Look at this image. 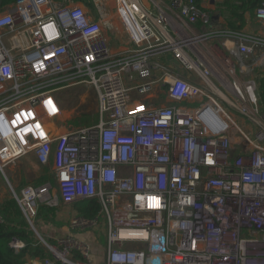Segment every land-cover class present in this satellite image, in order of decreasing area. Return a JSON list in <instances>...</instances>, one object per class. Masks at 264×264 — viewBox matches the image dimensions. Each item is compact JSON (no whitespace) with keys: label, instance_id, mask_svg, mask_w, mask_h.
<instances>
[{"label":"built area","instance_id":"2783aa9c","mask_svg":"<svg viewBox=\"0 0 264 264\" xmlns=\"http://www.w3.org/2000/svg\"><path fill=\"white\" fill-rule=\"evenodd\" d=\"M92 1L93 10L72 0L0 8V172L28 155L51 167L52 182L14 194L30 225L42 206L98 204L94 218L72 215L68 234L40 240L51 258L24 264H95L76 234L98 230L103 264H264V110L255 114L264 36L196 33L214 19L199 0H162L167 10L115 0L130 25L117 17L126 43L114 55V22ZM254 20L264 29V0ZM209 36L221 38V70ZM66 86L95 93V123L67 125L55 94Z\"/></svg>","mask_w":264,"mask_h":264},{"label":"trees","instance_id":"16d2710c","mask_svg":"<svg viewBox=\"0 0 264 264\" xmlns=\"http://www.w3.org/2000/svg\"><path fill=\"white\" fill-rule=\"evenodd\" d=\"M17 0H2L1 7L15 3ZM66 1V0H58ZM75 1V0H74ZM85 3L91 10L94 9L92 0H76ZM261 0H224L219 6V15H223L226 20V26L231 31L241 30L245 25V14L254 16L256 8ZM256 99L258 108L264 110V77L257 79ZM42 178L35 184L43 183ZM61 203V202H60ZM76 212L87 218H94L98 211V204L95 199H85L71 204ZM56 208L42 206L37 213V219L51 221L55 216ZM0 214L4 220L0 223V264H24L25 258L44 260L51 258L50 252L41 244L39 239L30 230L22 211L15 198H7L0 204ZM19 240L23 242L24 248L15 252L12 248V242ZM52 243V240H49ZM54 264H62L55 262Z\"/></svg>","mask_w":264,"mask_h":264},{"label":"rangeland","instance_id":"374dc122","mask_svg":"<svg viewBox=\"0 0 264 264\" xmlns=\"http://www.w3.org/2000/svg\"><path fill=\"white\" fill-rule=\"evenodd\" d=\"M108 1H109L108 4H109L110 11L113 12L114 8L116 7V2L115 0H108ZM223 1L224 0H222L221 2ZM204 6H208V5L204 4ZM249 18H253V17H249ZM118 26H120L119 22L116 23L115 27L117 28ZM108 36L111 37L109 32H108ZM112 38L113 37L110 38V46H112L113 48H117L119 43L118 41H115V39H112ZM209 52L210 53L213 52L212 54L214 55L216 53V51L212 50L211 48ZM247 61L250 64L252 60L248 59ZM235 67H236L237 75L241 77L238 71L239 65L235 64ZM253 70L254 69L251 70L249 77H251L252 74L257 73L256 71L253 72ZM241 79L243 78L241 77ZM245 80H247V78ZM218 88L220 90H224L221 86H219ZM55 94H56L57 99L59 100L60 106L62 107L64 111L63 119H70L68 120L67 125L77 127V126H86L90 123L96 122V119H97L96 113H95L96 95L93 91L85 90L80 86H66L62 89H59ZM140 101L141 103L145 104L147 100L144 98V99H141ZM154 103L156 105H163V106L166 105L165 98L162 95H160L159 98L155 100ZM261 113L262 112L259 109L257 110V113L255 114L257 117H259ZM76 114H79L80 118L75 119ZM13 163L6 165L2 169V172H0V204L3 202L2 200H4L5 198H14V194L18 195L22 187L28 184H34L36 182H39L40 180H42V178H49V179L43 180V182H52L51 167L50 166L43 167L37 164H36L37 167H33L34 158L31 155H28L22 158L18 164L13 165ZM57 210L62 211L63 213L62 218L64 220H66V218H68L73 212L77 214L73 205L66 206V205L61 204L60 202L58 204ZM75 213L73 215H75ZM70 217L68 218V220L70 219ZM68 220L66 222V226L68 225ZM26 222L30 230H32L34 235L37 237V235L35 234L38 229L37 228V223H38L37 217L31 221L32 226L34 227L35 230H33V228L30 226L27 220ZM76 235H78L79 237L83 239H87L85 238L86 236L85 234L78 233ZM89 237H90L89 241L91 242V244L94 242L93 244L94 247H92V252H91V260H92L93 253H96L97 247L98 249L104 248L101 246H104L106 240L104 238L105 237L104 232L102 233L99 230L95 232L93 235L89 234ZM95 264H98V263L95 262Z\"/></svg>","mask_w":264,"mask_h":264},{"label":"crops","instance_id":"0c3cea01","mask_svg":"<svg viewBox=\"0 0 264 264\" xmlns=\"http://www.w3.org/2000/svg\"><path fill=\"white\" fill-rule=\"evenodd\" d=\"M55 1L58 3L64 2V1L61 2L58 0H55ZM72 1H74V0H72ZM136 1L146 10H152V9L158 10L157 6L161 7L162 9L167 10L166 2H164L162 0H152V1H150V0H136ZM221 1L222 0H199V4L202 7L209 8L213 11L214 19L212 21L211 27H209V26L208 27L196 26V27L192 28L193 31H195L196 33H202L205 31H209L210 29L219 28V27L224 28V29H228L226 26L225 17L223 15H219V11H218L219 8L224 9L223 6L222 7L219 6L222 3ZM74 2L79 3V4H85L82 2H77L76 0ZM204 4L208 5V6H204ZM88 9L91 10L90 8H88ZM114 10H115V8H114ZM114 12L115 11H113L112 13L114 14ZM244 17H245V25L241 30H238L237 32H240L242 35H246V36H254V35L264 36V29L262 28V26L260 24H258L254 20V16H253V18H249L250 16L248 14H245ZM117 22H119L118 18H116V21L114 22V31H107L106 32L107 37L109 39V42H110V38L113 37L112 39H115V41H118V43H119L117 48H113L111 46V49H112V52L114 55L122 54L121 52L124 50L125 43H126V36H125L124 32L122 31L121 27L120 26H118L117 28L115 27ZM108 32L110 33L111 37L108 36ZM209 42H210V44H209ZM220 42H221L220 37L209 36V39L205 44H206L207 48H209V49L211 48L212 50H214L220 54V52H222ZM217 46H219L220 48L218 49ZM191 56L194 59H197L198 57L205 58V53H203L202 48H195V51L192 50ZM195 57H197V58H195ZM169 65L172 68H175V61L172 58H170V56H169ZM187 78H191V80L193 82L197 81L195 76H193V75H190ZM20 160H17L16 162H14L13 165L18 164L20 162ZM36 164L37 163L34 159L33 167H37L38 164L37 165ZM32 185H38V184L34 183ZM5 199H7V198H5ZM4 200H2V201H4ZM74 213L75 212H73L70 216H72ZM62 214H63L62 211L57 210V208H56L55 216L51 221H46V220L44 221L42 218L37 219V222H38L37 223V228H38L37 232L39 231L38 234L42 238H45L47 240H52L54 238L61 236L62 234H64V235L68 234L69 229H68V225L66 226V222L70 216L69 217L67 216L68 218H66V220H64L62 218ZM60 222H62V223H60ZM89 234L93 235V233L85 234L86 235L85 238H87V240H90ZM39 241H40V239H39ZM93 244H94V242L92 243V247H94ZM101 247H104V248L98 249V247H97L96 253H93L92 260L94 261V263L96 262L98 264H103L105 262L106 242H105L104 246H101ZM28 260H30V258L26 257L25 261H28Z\"/></svg>","mask_w":264,"mask_h":264},{"label":"bare ground","instance_id":"6f19581e","mask_svg":"<svg viewBox=\"0 0 264 264\" xmlns=\"http://www.w3.org/2000/svg\"><path fill=\"white\" fill-rule=\"evenodd\" d=\"M98 5L101 8L104 18L107 22H115L117 17H120L122 20H125L126 23L128 25H130V21L128 19V16L124 13L123 10H120V12L117 15H114L109 8V4L107 2V0H98ZM131 30L133 32V34L136 36V34L134 33V30L131 27ZM182 34L185 38L189 39L190 37L187 35V33H185V31H182ZM213 52L210 53L209 55V60L211 59V62L213 60H215V66L217 69L221 70L222 67V62L218 59V57H220V54L218 52L214 54H212ZM216 69V70H217Z\"/></svg>","mask_w":264,"mask_h":264},{"label":"water","instance_id":"95a60500","mask_svg":"<svg viewBox=\"0 0 264 264\" xmlns=\"http://www.w3.org/2000/svg\"><path fill=\"white\" fill-rule=\"evenodd\" d=\"M2 5V0H0V6ZM218 47V49L220 48L219 46H217ZM32 228H33V230H35L34 229V227L32 226V225H30ZM36 235H37V237L40 239V240H42L43 238L38 234V232L36 231V233H35ZM12 244H13V242H12ZM11 244V245H12ZM68 264H70V263H68Z\"/></svg>","mask_w":264,"mask_h":264}]
</instances>
